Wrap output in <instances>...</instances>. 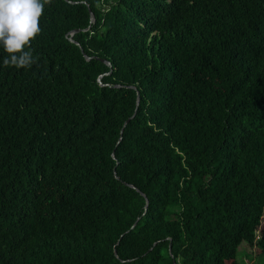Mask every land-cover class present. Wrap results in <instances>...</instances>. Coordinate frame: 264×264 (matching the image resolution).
Returning <instances> with one entry per match:
<instances>
[{
    "label": "trees",
    "instance_id": "obj_1",
    "mask_svg": "<svg viewBox=\"0 0 264 264\" xmlns=\"http://www.w3.org/2000/svg\"><path fill=\"white\" fill-rule=\"evenodd\" d=\"M40 28L31 67L0 47V264H264V0H52Z\"/></svg>",
    "mask_w": 264,
    "mask_h": 264
},
{
    "label": "clouds",
    "instance_id": "obj_2",
    "mask_svg": "<svg viewBox=\"0 0 264 264\" xmlns=\"http://www.w3.org/2000/svg\"><path fill=\"white\" fill-rule=\"evenodd\" d=\"M52 0H0L2 66L28 68L35 63L31 42L40 34V18Z\"/></svg>",
    "mask_w": 264,
    "mask_h": 264
},
{
    "label": "rangeland",
    "instance_id": "obj_3",
    "mask_svg": "<svg viewBox=\"0 0 264 264\" xmlns=\"http://www.w3.org/2000/svg\"><path fill=\"white\" fill-rule=\"evenodd\" d=\"M240 249H241L242 253H240L238 258H239V261L241 263H244V264H260V262H259L260 257L258 255V251L251 249V247H249L246 244L245 245L242 244Z\"/></svg>",
    "mask_w": 264,
    "mask_h": 264
},
{
    "label": "water",
    "instance_id": "obj_4",
    "mask_svg": "<svg viewBox=\"0 0 264 264\" xmlns=\"http://www.w3.org/2000/svg\"><path fill=\"white\" fill-rule=\"evenodd\" d=\"M89 12H90V21L93 22V21L95 20V17H94L93 12L90 10V8H89ZM76 31H78V30H77V29H74V30H72V31L70 32L69 40H70L71 42H74L75 44L79 45V43H78L77 41H75V40L72 39V35H73ZM84 56H85L86 59H89V58H90V57H89L88 55H86V54H84ZM107 63H109V62H107ZM116 86H119V85H116ZM138 103H139V96H138V94H137V104H138ZM134 115H135V111L133 112V114H132L130 117H128V118L125 120L123 126H125V125L127 124V122H128V121H129ZM126 184L129 185L130 187L134 188L135 190H137V191H138L143 197H145L146 202H147L146 195H145L142 191H140L139 189H137V188H136L134 185H132V184H128V183H126ZM115 253H116V252H115ZM173 264H175V262H173Z\"/></svg>",
    "mask_w": 264,
    "mask_h": 264
}]
</instances>
